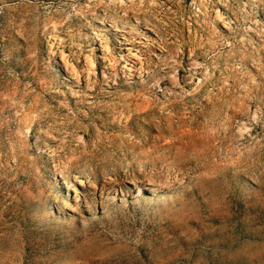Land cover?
Here are the masks:
<instances>
[{"label": "rangeland", "instance_id": "obj_1", "mask_svg": "<svg viewBox=\"0 0 264 264\" xmlns=\"http://www.w3.org/2000/svg\"><path fill=\"white\" fill-rule=\"evenodd\" d=\"M0 264H264V0H0Z\"/></svg>", "mask_w": 264, "mask_h": 264}, {"label": "bare ground", "instance_id": "obj_2", "mask_svg": "<svg viewBox=\"0 0 264 264\" xmlns=\"http://www.w3.org/2000/svg\"><path fill=\"white\" fill-rule=\"evenodd\" d=\"M68 58V57H67ZM66 61H68V59H66ZM76 71V70H75Z\"/></svg>", "mask_w": 264, "mask_h": 264}]
</instances>
